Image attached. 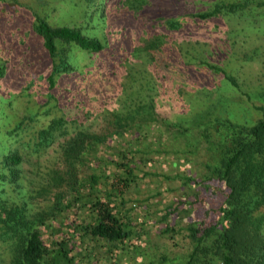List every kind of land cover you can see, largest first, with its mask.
<instances>
[{
	"label": "trees",
	"instance_id": "trees-1",
	"mask_svg": "<svg viewBox=\"0 0 264 264\" xmlns=\"http://www.w3.org/2000/svg\"><path fill=\"white\" fill-rule=\"evenodd\" d=\"M241 4L229 3L227 7ZM217 11L214 6L189 14L203 19ZM172 24L181 30L182 22L170 20ZM33 29L41 36L49 58L59 52L57 42L76 45L87 58L93 53L97 60L106 55L102 42L83 34L77 26H51L38 19ZM163 35L145 42L155 54L161 51L160 46L169 45ZM111 62L112 73L126 70L124 53ZM169 64L163 61L155 67ZM179 65L177 57L175 66ZM68 69H72L69 63ZM56 70L60 71L52 63L46 75L48 88ZM154 90L147 101L132 97L134 105L126 108L125 100L116 104L111 99L110 106L106 100L100 106L93 104L104 113L101 130L85 125L91 115L81 110L80 100H76L62 114L48 117L44 125H31V132L18 138L16 147L0 154L1 176L15 185L23 180L32 188L19 201L0 200V242L8 254L5 264H91V258H95L94 264H98L96 259L122 264L118 252L136 248L132 238L138 239L142 228L132 222L124 201L115 195L121 196L137 182L138 175L148 173L144 166L153 159L148 154L150 146L153 151L165 152L158 147L168 141L169 133L183 135L182 146L176 148L179 155L170 157V162L185 167L177 175L189 188L186 198L166 207L158 228L166 238L177 233L186 237L185 251L175 264H264V105L258 106L262 114L250 124L219 116L198 119L191 128L156 114ZM35 114L22 115L13 129H25L23 122H34ZM50 146L53 153L44 159L42 169L37 158ZM194 151H200L201 157L188 155ZM23 161L36 165L31 175L35 179L23 173ZM171 244L177 241L173 238Z\"/></svg>",
	"mask_w": 264,
	"mask_h": 264
},
{
	"label": "rangeland",
	"instance_id": "rangeland-1",
	"mask_svg": "<svg viewBox=\"0 0 264 264\" xmlns=\"http://www.w3.org/2000/svg\"><path fill=\"white\" fill-rule=\"evenodd\" d=\"M240 2V6L227 7ZM214 6L218 11L203 19L189 14ZM38 19L51 26L79 27L83 34L102 42L106 55L97 60L93 53L87 58L76 45L57 42L59 52L49 58L41 36L33 29ZM170 20L182 22L181 30L170 25ZM161 34L169 45L164 42L155 54L145 42L157 41ZM122 53L126 70L112 73L111 59ZM163 61L171 64L155 67ZM52 63L60 71L51 75L48 88L46 75ZM68 63L71 70H67ZM161 72L165 77H159ZM153 87L156 114L182 125L194 128L198 119L219 116L245 124L255 121L262 114L258 106L264 105V0H0V154L16 147L17 139L31 132V125H44L48 117L62 114L76 100L91 115L85 125L101 130L102 100L109 106L111 99L116 104L125 100L126 108L134 105L132 97L149 100ZM95 103L98 108H93ZM31 114H35L34 122H23L25 129H13L22 115ZM173 135L167 134L168 141L158 147L165 152L150 146L148 154L153 159L144 166L148 173L138 175L137 182L121 196L115 195L124 201L132 222L142 228L138 229L140 237L132 238L136 248L118 252L122 264H175L185 251L186 237L177 233L173 236L177 244H171L173 238L158 230L166 207L189 191L177 175L185 167L170 162L179 155L176 148L183 139V135ZM52 146L37 158L42 169L44 159L53 153ZM191 153L190 157H201L200 151ZM21 169L30 180L36 178L31 176L36 165L23 161ZM2 172L0 165V200L19 201L26 196L31 187L23 180L18 185L9 182ZM7 256L6 245L0 242V264H5ZM94 260L90 259L91 264ZM96 263L105 264L97 259Z\"/></svg>",
	"mask_w": 264,
	"mask_h": 264
}]
</instances>
